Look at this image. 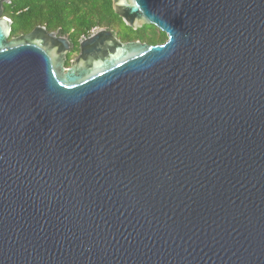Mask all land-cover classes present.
<instances>
[{"label":"water","instance_id":"obj_1","mask_svg":"<svg viewBox=\"0 0 264 264\" xmlns=\"http://www.w3.org/2000/svg\"><path fill=\"white\" fill-rule=\"evenodd\" d=\"M112 1L167 39L0 0V264H264V0Z\"/></svg>","mask_w":264,"mask_h":264},{"label":"trees","instance_id":"obj_2","mask_svg":"<svg viewBox=\"0 0 264 264\" xmlns=\"http://www.w3.org/2000/svg\"><path fill=\"white\" fill-rule=\"evenodd\" d=\"M4 14L13 21L11 36L27 33L37 25L49 31L70 34L72 41L88 36L92 30L105 27L124 41L141 40L163 43L167 36L154 25L132 30L115 13L112 0H11L4 5ZM123 27L126 30H121ZM155 31L151 35L149 31Z\"/></svg>","mask_w":264,"mask_h":264},{"label":"flooded vegetation","instance_id":"obj_3","mask_svg":"<svg viewBox=\"0 0 264 264\" xmlns=\"http://www.w3.org/2000/svg\"><path fill=\"white\" fill-rule=\"evenodd\" d=\"M42 26V25H41ZM33 30V29H32ZM32 30L28 31L27 33L31 32ZM49 31V30H48ZM59 35H61L62 33H60V31H57ZM26 34V33H23ZM20 35V34H19ZM62 35H68V38L70 40V52H68L67 55V60L65 62V67H69L71 65V61L73 59H75L78 54H79V40H78V44H75L72 41V36L70 34H62ZM118 36V35H117ZM119 37V36H118ZM120 38V37H119ZM121 39V38H120ZM122 41H124L123 39H121ZM131 41V40H129ZM141 41V40H140ZM142 42H146V41H142Z\"/></svg>","mask_w":264,"mask_h":264},{"label":"rangeland","instance_id":"obj_4","mask_svg":"<svg viewBox=\"0 0 264 264\" xmlns=\"http://www.w3.org/2000/svg\"><path fill=\"white\" fill-rule=\"evenodd\" d=\"M144 26H149L150 28H152L151 26H153V25H144ZM130 28V27H129ZM153 29V28H152ZM121 30H126L124 27H123V29H121ZM133 30V29H132ZM159 30V29H158ZM135 31V30H134ZM149 32H151V35H154L156 32L155 31H153V30H151V31H149ZM120 37V36H119Z\"/></svg>","mask_w":264,"mask_h":264}]
</instances>
